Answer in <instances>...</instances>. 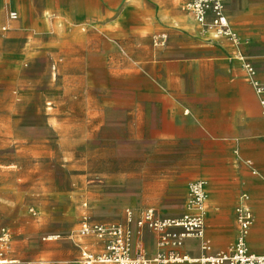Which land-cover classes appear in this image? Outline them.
<instances>
[{
  "label": "rangeland",
  "instance_id": "1",
  "mask_svg": "<svg viewBox=\"0 0 264 264\" xmlns=\"http://www.w3.org/2000/svg\"><path fill=\"white\" fill-rule=\"evenodd\" d=\"M239 1L75 0V12L61 16L71 0H0V231L12 237L7 260L24 261V239L34 227L77 233L84 214L126 222L101 192L107 172L120 169V149L135 143L136 113L147 116L139 131L146 140L153 84L189 80L183 64L221 40L237 49L216 21L237 13ZM126 2L130 17L121 26L115 20ZM11 11L15 22L8 21ZM105 104L126 114L123 126L104 119ZM131 226L133 248L145 250L154 232L139 236ZM250 246L264 253L253 230Z\"/></svg>",
  "mask_w": 264,
  "mask_h": 264
},
{
  "label": "crops",
  "instance_id": "2",
  "mask_svg": "<svg viewBox=\"0 0 264 264\" xmlns=\"http://www.w3.org/2000/svg\"><path fill=\"white\" fill-rule=\"evenodd\" d=\"M128 9L126 2L115 20L121 26L129 21ZM61 10V16L75 12V0ZM227 18L239 35L237 49L221 40L217 48L183 64L189 67V80L169 77L153 84L149 135L144 140L139 134L147 118L140 111L135 143L120 149V169L107 172L101 192L102 201L120 209L121 216L132 208L137 216L152 209L157 218H176L184 213L188 184L204 181L206 231L212 242L207 240L213 254L228 251L220 248L237 240L238 220L247 213L255 222L247 239L249 249L252 230L254 239L264 241V94L258 91L264 85V0H240L237 13ZM125 116L107 105L103 114L121 126ZM39 228L24 239V261L11 259L10 264H80L82 250L100 252L104 247L95 238L79 237L74 228ZM55 233L58 237L41 239ZM157 238L155 233L146 238L150 257L158 251ZM183 252L201 257L200 241L187 239Z\"/></svg>",
  "mask_w": 264,
  "mask_h": 264
},
{
  "label": "built area",
  "instance_id": "3",
  "mask_svg": "<svg viewBox=\"0 0 264 264\" xmlns=\"http://www.w3.org/2000/svg\"><path fill=\"white\" fill-rule=\"evenodd\" d=\"M199 22H204V14L199 13ZM19 19L16 11L8 14V21L15 22ZM222 29H227V19L220 17L216 21ZM250 73H254L248 66ZM258 91L264 94V85ZM262 115L264 117V98L261 101ZM87 207V204L84 205ZM207 198L204 181L197 180L188 184L184 213L176 218H157L152 209L145 210L141 217L135 221V211L125 210L126 222L102 223L93 220L84 214L78 230L81 238H95L102 241L104 247L100 252L82 250L80 264H264V254L259 255L250 251L242 244L229 249L227 252L212 253V246L205 238V216ZM252 217L249 213L239 219L241 227L248 229ZM137 226V235L142 236L145 229L158 235V251L150 257L142 244L133 248L134 230L132 224ZM187 239L200 241L202 256L193 258L183 252ZM11 233L7 228L0 231V264H10L6 253L10 249Z\"/></svg>",
  "mask_w": 264,
  "mask_h": 264
},
{
  "label": "bare ground",
  "instance_id": "4",
  "mask_svg": "<svg viewBox=\"0 0 264 264\" xmlns=\"http://www.w3.org/2000/svg\"><path fill=\"white\" fill-rule=\"evenodd\" d=\"M227 26H228V28L225 31L223 30V33L226 36L231 37L234 40L235 45H237V43L240 42L239 35L235 31H233V29L231 28L228 18H227ZM205 192H206V198H207V201H208V193H207L206 190H205ZM206 214H207V209H206ZM251 217H252V215H251ZM205 220H206V216H205ZM253 222L254 221L252 219V221L250 222V226H248L247 230H244L243 227H241V230L238 231L237 240H236V243H235V245L233 247H236L237 244L242 243V244L246 245L249 248L248 243H247V239H248V235H249L250 229H251V227L253 225ZM0 263H1V260H0Z\"/></svg>",
  "mask_w": 264,
  "mask_h": 264
}]
</instances>
